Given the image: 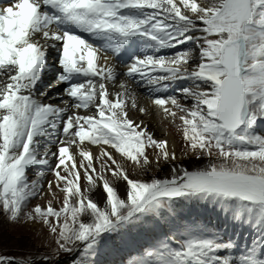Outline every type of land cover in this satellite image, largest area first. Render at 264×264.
Segmentation results:
<instances>
[{
	"label": "snow or ice",
	"instance_id": "1",
	"mask_svg": "<svg viewBox=\"0 0 264 264\" xmlns=\"http://www.w3.org/2000/svg\"><path fill=\"white\" fill-rule=\"evenodd\" d=\"M169 48L177 51L160 54ZM53 51L56 80L64 87L49 98L63 107L36 95L48 96L53 88H39ZM108 52L129 56L126 76L149 86L152 102L166 116L185 114L179 119L193 151L211 157L215 149L217 157L195 170L172 164L169 176L150 182L130 178L109 149L143 170L151 165L148 148L159 149L165 161L177 157L167 140L129 117L125 85L110 98L107 82L117 80V71L107 64ZM0 76L7 77L0 86V212L9 221L24 216L51 172L63 207L49 201L27 219L42 220L53 233L59 227L57 243L65 252L73 251L67 245L80 244L91 253L105 233L163 218L179 199H201L220 203L234 222L258 230L254 246L237 261L221 254L236 247L233 240L189 231L175 245L147 251L136 264H264V134L255 130L264 122V0H11L0 7ZM180 80L193 82L178 90L184 104L177 95H161ZM90 107L92 115L71 111ZM89 145L100 146L98 156ZM94 159L104 161L99 171ZM33 167L37 178L29 181ZM82 172L88 183L83 191ZM105 172L125 182V195ZM98 181L102 206L89 195ZM47 188L56 195L52 181ZM13 260L0 255V264Z\"/></svg>",
	"mask_w": 264,
	"mask_h": 264
},
{
	"label": "rangeland",
	"instance_id": "2",
	"mask_svg": "<svg viewBox=\"0 0 264 264\" xmlns=\"http://www.w3.org/2000/svg\"><path fill=\"white\" fill-rule=\"evenodd\" d=\"M189 65L192 66L191 63ZM191 84H193V82ZM178 97H179V95H178ZM180 99H183V98L180 97ZM184 103H185V101L183 100L182 104H184ZM191 104H192L191 100L187 101V106L190 107ZM176 111H177V116L175 118H171L169 120L164 119L165 122H163L164 123L163 126L167 129L168 132H170L172 134L173 138L175 139V147L173 148L172 151H170V153H172V152L175 153V155L177 157L176 160L173 161V160L169 159L168 161H165L163 159L162 155L160 154L159 149L148 148L146 151H147V155L149 156V159L151 161V165L146 166V170H143V169H140L138 166L133 165V163L131 161H128L127 158L122 157L119 153H117L114 150V153L117 154V156H118L115 158L122 165V167L125 168V170L129 174L130 178H132L134 180L138 179V180L150 182L151 178H165V177H167L170 165H172V164L183 165V166L188 167L189 170H195V168H197V167H204L208 163L209 159H215L217 157L218 153L215 149H213L211 157H208L206 154L200 153L199 150L193 151L191 149V147L189 146V142L187 140H185V138H184L183 123L179 119V117L181 115H185V114L182 112H179V110H176ZM160 125H162V123ZM255 127L257 128L256 129L257 133L264 134V122H259ZM198 156L200 157L199 159H197ZM217 162L219 163V161H217ZM102 163H104L103 160L100 161V165ZM100 165L97 167V169L100 168ZM37 171H38L37 168H33L32 170L29 169L27 171L26 174L29 178V181L37 178L35 175V173ZM48 174H49V176H47V178L42 179L43 192L37 198L31 199V201L28 203L27 207L25 208L24 216H22L18 220L19 222L18 221L17 222L9 221L7 218V214L0 212V255L13 257L14 260L12 261V263H14V264H65L66 260H74L75 262H77L76 264H93L92 259L94 256L96 257L97 253L100 252L101 248L106 249L107 247H115L117 240H118V237H121V235H118V237H117V233H105V234H103L101 241H100V244L91 253H85L83 251V245H80V244H77L76 246H73L71 244L67 245L68 247L73 248V251L65 252L62 249H60L59 244L57 243V241H55V240L59 239V236H58L59 231H57L58 232V235H57L58 238L57 237L53 238V236L50 237L48 235L45 237L44 234L42 236V233L36 231V229L34 230V228H33V225L37 224V222L40 223L42 220L37 219L33 222H29L31 220L27 219V213H29L28 210H30V212H32L34 207L37 205H41L42 207L46 206L48 204L49 200L51 201L52 206L54 208H56L57 210H60L63 207V198H62L63 196L62 195H61L62 197L61 196H58V197L51 196V199L46 200V199H48L47 194L46 193L43 194L44 192L47 191L46 185H47L48 181H52L53 183H56V177L54 176V174H52L51 172H49ZM61 174L63 175L64 173H61ZM82 174H83V172L81 173L80 184H81V187L83 188L82 190H85L88 187V185H87L88 183ZM104 175H105V177L111 178L112 184L118 190L117 179L115 177H113L108 172H105ZM111 180H110V182H111ZM42 195H46V197L43 198ZM89 195L91 198L94 199V201L99 203L97 188L93 192L89 193ZM193 200L194 199H192L190 201V203ZM195 200H201V199H195ZM186 201H189V200H186ZM201 201H205V200H201ZM208 202H209V200H208ZM35 203H38V204H35ZM209 203H203V204H209ZM217 204H218V202H217ZM31 205L33 206V208ZM218 205H221V204H218ZM29 206H30V208H29ZM175 207L176 208L173 210V213H171V214L166 213L163 218L159 217V219H157L156 221L152 220L153 222L147 220V222L140 223V224H145V223H146V225L148 224L147 226H150L151 231H153L154 229H160L162 226H164L166 232H169L173 236L182 235L184 237L188 234L189 231H191L193 234H199L203 230V234L206 233V231H207L206 225L187 223L186 219H182L181 216H179V211H178L179 207L178 206H175ZM173 208H174V205H173ZM221 209H223V207H221ZM169 216L174 218V219L177 218L179 221H177L175 223H171V221L169 220ZM63 219H64V217H61L60 223H63V221H64ZM80 219L84 222H87L88 217L86 215H82L80 217ZM61 220H62V222H61ZM8 221L10 223H8ZM25 222H27V223H25ZM51 222L53 224L56 223L53 220H51ZM19 223H20V225H18ZM69 223H71L70 219H69ZM13 224L15 227H13ZM23 226H25L26 229ZM45 226L46 225L44 224V227ZM15 228L17 230H15ZM47 228H48V225H47ZM136 229L137 228L134 227V225H130L127 229H124L121 232L127 234V231H128L129 234L133 235L134 232H132V230H136ZM23 230H25V232ZM15 232L16 233L19 232L18 235ZM136 232L138 233V230ZM30 235H32V236H30ZM52 235H54V233H52ZM108 236L113 237V243L111 241L112 244L109 243V241L107 242L104 240V237H108ZM38 237H39V239H38ZM48 237L51 239H49ZM42 238H43V240H42ZM52 239H53V241H52ZM49 240H51V241H49ZM41 241L43 244L41 243ZM44 243L45 244L48 243V244L45 245ZM45 257H48L49 259H45ZM98 260L101 261L102 257H100Z\"/></svg>",
	"mask_w": 264,
	"mask_h": 264
},
{
	"label": "bare ground",
	"instance_id": "3",
	"mask_svg": "<svg viewBox=\"0 0 264 264\" xmlns=\"http://www.w3.org/2000/svg\"><path fill=\"white\" fill-rule=\"evenodd\" d=\"M198 2H200V1H198ZM112 63H113V61H111V66H112ZM115 63V62H114ZM187 67H189V70H191L192 69V67H194V65H192V66H190V65H187ZM115 68H116V71H117V80L115 81V82H111L112 84H111V88H112V90H110L111 91V93H110V98H114L115 97V95H116V93L117 92H124L125 91V88H121L120 87V85L121 84H123V85H125L126 86V89H127V92H128V96H127V99H126V110L128 111V113H129V117L133 120V121H135V122H137V123H140L142 126H144V127H146L147 129H148V131L150 132V133H152L153 135H154V138H156L157 140H167L168 141V146H169V150L170 151H172L173 150V148L175 147V139L173 138V136H172V134L170 133V132H168L167 131V129L163 126L164 125V123L163 122H165L164 121V119H167V120H169V119H171V118H173V117H171V116H166L164 113H163V111H162V109H160L159 107H157L152 101H153V97L151 96V97H148V96H146L145 95V93H147L146 92V90H142V89H140L138 86H135L133 83H127L126 81H122L121 80V76H119L118 77V74L120 75V73H122V70H121V67L120 66H115ZM6 80H7V78H4V77H2V78H0V86H2L5 82H6ZM144 91V92H143ZM52 93V90L50 91V93H49V95ZM55 94L56 93H54L53 94V97L55 96ZM36 95H37V98H39V99H41L43 102H45V103H52V104H54V105H57V106H61V107H63L64 105L61 103V101L60 100H58V99H50L49 98V96H40L39 94H37L36 93ZM133 98H135V102H136V107H133L132 106V99ZM180 102L181 103H183V99H180ZM141 108H143V109H145V111L144 112H141L140 111V109ZM72 110V109H71ZM78 111V114H81V115H84V114H87V113H82V112H80L79 110H77ZM90 112V111H89ZM88 112V114H92V112H90L89 113ZM162 123V125H160ZM40 140H41V142L43 143V141H44V138H39ZM105 147H107V146H105ZM89 148H90V150L93 152V154H94V156H98L99 155V151H100V146H91V145H89ZM51 150L52 151H56L57 150V145H52L51 146ZM112 153H113V155H114V157H118L117 156V154H115L114 153V149H109ZM73 151L75 152V149L73 148ZM79 161H80V158H79V156L77 155V165H78V167H79ZM100 159H94V161H93V166H95L96 168L100 165ZM52 163H53V165L55 164V160L53 159L52 160ZM86 163V162H85ZM33 168H35V167H33ZM33 168H30L31 170L33 169ZM100 170V168H98L97 169V171H99ZM63 173V172H62ZM83 175V174H82ZM47 176H49V174L48 173H46V176L44 177V178H47ZM168 176H169V172H168ZM106 179H108L109 181L111 180V178H109V177H105ZM111 183H112V180H111ZM124 183L125 182H122V181H119V180H117V184H118V192L123 196V195H125V192H124ZM88 185V184H87ZM46 187H47V185H46ZM55 187V183H53V192H55L56 193V197H58V196H63V194H61L56 188H54ZM81 189H83L82 187H81ZM83 191V190H82ZM97 191H98V198H99V196H100V193L102 192V182H97ZM47 194V198L48 199H46V200H49V199H51V196H53V195H50V194H48V188H47V191L46 192H44L43 194ZM43 196V198H45L46 197V195H42ZM61 196V197H62ZM60 198V197H59ZM63 198V197H62ZM50 201V200H49ZM48 201V202H49ZM99 203H100V205L102 206V201L99 199ZM35 204H38V203H35ZM32 206V205H31ZM41 206V205H40ZM57 207V206H56ZM29 208H30V206H29ZM32 208H33V206H32ZM28 212H30V210H28ZM61 217H63V216H61ZM50 220H53V221H55L56 222V219L55 218H49ZM61 219V218H60ZM38 220H40V219H38ZM64 220V219H63ZM19 222V221H18ZM21 222V221H20ZM29 222H33L32 220L31 221H29ZM43 221H41L40 223H38L37 222V224H35V225H33V228H34V230L36 229V231H38V232H40V233H42V236H43V234H44V236L46 237L47 235L48 236H50V237H52L53 236V238L54 237H57L58 238V232H56V233H54V235H52V233L53 232H51V230H50V228L48 227L47 228V225L44 227V224L42 223ZM61 222H62V220H61ZM8 223H10L9 221H8ZM25 223H27V222H25ZM56 224V223H55ZM60 224H62V223H60ZM7 225V224H6ZM18 225H20V223L18 224ZM27 225V224H26ZM42 227H41V226ZM28 226V225H27ZM13 227H15L14 226V224H13ZM23 227H25V226H23ZM12 229V228H11ZM25 229H26V227H25ZM29 229V228H28ZM10 230V229H9ZM15 230H17L16 228H15ZM19 230V229H18ZM24 232H25V230H23ZM33 231V230H32ZM31 231V232H32ZM57 231H60V229H59V227H57ZM22 232V231H21ZM16 233V232H15ZM19 233V232H18ZM18 233H16L17 235H18ZM39 233V234H40ZM15 234V235H16ZM29 234V233H28ZM34 234V233H33ZM56 234V235H55ZM27 235V234H26ZM58 235V236H57ZM30 236H32V235H30ZM38 236V235H37ZM41 238V237H40ZM44 238V237H43ZM43 238H42V240H43ZM49 238V237H48ZM38 239H39V237H38ZM49 239H51V238H49ZM46 241V240H45ZM44 241V242H45ZM49 241H51V240H49ZM48 241V242H49ZM52 241H53V239H52ZM55 241H57V240H55ZM62 242V241H61ZM41 243H42V241H41ZM46 243V242H45ZM44 243V244H45ZM52 243V242H51ZM43 244V243H42ZM48 244V243H47ZM47 244H45V245H47ZM44 245V246H45ZM54 245V244H53ZM43 246V245H42ZM111 262V260L110 259H108L106 256H103L102 257V260L100 261V262H98L97 264H108V263H110Z\"/></svg>",
	"mask_w": 264,
	"mask_h": 264
},
{
	"label": "trees",
	"instance_id": "4",
	"mask_svg": "<svg viewBox=\"0 0 264 264\" xmlns=\"http://www.w3.org/2000/svg\"><path fill=\"white\" fill-rule=\"evenodd\" d=\"M77 262H75L74 260H66L65 264H76ZM14 264V263H12Z\"/></svg>",
	"mask_w": 264,
	"mask_h": 264
}]
</instances>
